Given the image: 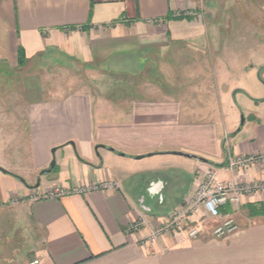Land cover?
I'll return each instance as SVG.
<instances>
[{
    "label": "crops",
    "instance_id": "0c3cea01",
    "mask_svg": "<svg viewBox=\"0 0 264 264\" xmlns=\"http://www.w3.org/2000/svg\"><path fill=\"white\" fill-rule=\"evenodd\" d=\"M220 1L0 0V68L24 66L19 81H0V153L22 163L0 167V232L22 228L29 250L0 263L264 264V194L243 200L238 231L223 238L211 237L209 221L195 239L176 231L146 240L184 206L208 166L264 149V107L237 138L246 120L234 123L231 90L215 81L231 39L264 49V0H224V30ZM77 65L90 87L69 92L48 90L27 69ZM241 177L262 179L257 166ZM105 180L118 188L73 192ZM54 189L68 194L46 198ZM139 218L145 225L129 234Z\"/></svg>",
    "mask_w": 264,
    "mask_h": 264
},
{
    "label": "rangeland",
    "instance_id": "374dc122",
    "mask_svg": "<svg viewBox=\"0 0 264 264\" xmlns=\"http://www.w3.org/2000/svg\"><path fill=\"white\" fill-rule=\"evenodd\" d=\"M206 4V3H205ZM226 3L220 1V6L215 8L216 16L219 14L221 16H225L226 13ZM225 17H220L218 19V26L221 27V30L229 28V24L224 19ZM254 28V25H252ZM237 27L234 29L236 33ZM225 33V31H223ZM234 50L228 48L222 50V56L219 58V63L217 66H220V70L215 74V81L217 82L219 88L223 92L225 88L231 90V98L232 104L235 106L238 114L234 120V123L237 125L241 122V113L245 119L242 131L237 134V138H241L246 130L248 129L249 122L251 117L248 115L256 114L257 110L264 107V82L261 78L262 69H264V49H260L258 46H245L244 38H233L231 39ZM254 44V39L252 40ZM221 43L224 44L225 40L221 39ZM231 43V42H230ZM229 45V44H228ZM227 45V46H228ZM225 48V46H224ZM227 48V47H226ZM181 57L178 62H183L184 59H196L198 62L206 61L205 57L210 59V55H200V56H175ZM193 57V58H192ZM208 59V60H209ZM175 61V59L173 60ZM54 63V62H53ZM55 64V63H54ZM53 65V64H52ZM24 66H17L15 69L10 68L8 66L4 68H0V81L3 82H15L20 79V71L17 68H23ZM29 75H39L40 78L38 80L41 81V85L44 84V87L48 90L55 92H69V91H80L85 89L84 87H90V74L86 72V69L82 66H45V70L38 72H33V66H28ZM47 71V72H46ZM175 71V70H174ZM173 71V72H174ZM195 74V72H189V76ZM161 75V74H158ZM107 80L105 77L103 80ZM158 81V78H155ZM163 79V76L159 78ZM214 79V78H213ZM43 83V84H42ZM93 91L97 93L102 90L99 89V86L92 87ZM95 88V89H94ZM195 92L196 89L191 88ZM199 91V90H198ZM204 94L210 93L211 90L207 88L202 89ZM221 92V93H222ZM263 102V103H262ZM252 111V112H251ZM251 113V114H249ZM3 124L4 121L2 120ZM229 127V123L226 124ZM238 127V126H237ZM236 127V128H237ZM4 142V141H3ZM1 144V143H0ZM7 157V158H6ZM8 157L5 154L0 153V167H5L6 164H22L18 158ZM186 158V157H185ZM148 160V159H143ZM12 171H19V168L10 169ZM24 171V170H22ZM3 229V228H2ZM1 229V230H2ZM19 230L10 231L9 228L3 229L0 232V260L3 258H12L15 259L17 253L15 251H21V256L24 254H29V250L25 249L26 246V233L22 228H17ZM6 230V231H5ZM24 245V246H23ZM23 247V249H22ZM20 256V255H17ZM29 257V256H27ZM3 264V263H0Z\"/></svg>",
    "mask_w": 264,
    "mask_h": 264
},
{
    "label": "built area",
    "instance_id": "2783aa9c",
    "mask_svg": "<svg viewBox=\"0 0 264 264\" xmlns=\"http://www.w3.org/2000/svg\"><path fill=\"white\" fill-rule=\"evenodd\" d=\"M260 168L262 179L258 182L243 181L241 175L249 168ZM233 175L230 179H220V172ZM236 176V177H235ZM118 188L114 180H105L82 188H75L74 193L107 191ZM64 189H54L46 198H59L67 195ZM254 194H264V149L250 155H228L224 165L207 167L202 179L184 206L173 211L171 216L150 231L146 240L153 242L176 231H185L190 239L198 238L205 222L214 221L211 237L220 239L238 231L235 215L243 200ZM228 207V210L223 208ZM196 217L195 221L192 219ZM145 225L143 218L137 219L128 228L129 234H137ZM32 264H37L34 261Z\"/></svg>",
    "mask_w": 264,
    "mask_h": 264
},
{
    "label": "water",
    "instance_id": "95a60500",
    "mask_svg": "<svg viewBox=\"0 0 264 264\" xmlns=\"http://www.w3.org/2000/svg\"><path fill=\"white\" fill-rule=\"evenodd\" d=\"M240 125L241 126L243 125V117L241 118ZM174 155L183 156V157L190 158V159H196L195 156H190L188 154L174 153ZM198 160L201 162H205V160H202V159H198ZM226 161H227V156H226L225 161L221 165H224L226 163ZM53 166H54V162L51 163L50 167L53 168Z\"/></svg>",
    "mask_w": 264,
    "mask_h": 264
},
{
    "label": "trees",
    "instance_id": "16d2710c",
    "mask_svg": "<svg viewBox=\"0 0 264 264\" xmlns=\"http://www.w3.org/2000/svg\"><path fill=\"white\" fill-rule=\"evenodd\" d=\"M89 17H90V13H89ZM84 28H86V27H84ZM81 29H83V28L81 27ZM24 62H25V59L23 58V56H22V52H21V50L19 49V54H18V64H19V65H23Z\"/></svg>",
    "mask_w": 264,
    "mask_h": 264
}]
</instances>
